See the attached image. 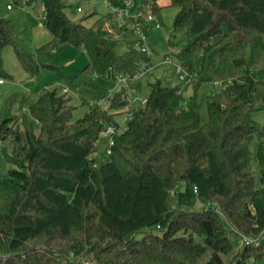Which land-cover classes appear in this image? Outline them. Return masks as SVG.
<instances>
[{"label": "trees", "instance_id": "obj_1", "mask_svg": "<svg viewBox=\"0 0 264 264\" xmlns=\"http://www.w3.org/2000/svg\"><path fill=\"white\" fill-rule=\"evenodd\" d=\"M41 1V23L52 35L45 47L81 48L84 73L123 75L126 82L105 109L82 99L87 110L73 121L71 96L57 86L28 104L22 128L12 129L11 118L0 114V141L11 135L15 146L12 166L0 173V264H64L63 255L67 264H222L232 250L226 225L248 238L263 233L264 141L255 148L259 186L250 143L264 136L251 117L264 108L253 107L264 79V0H170L177 8L173 32L186 31L175 57L191 87L188 104L180 85L150 82L104 162L91 153L105 126L128 107L127 83L141 64L150 66L151 55L133 41L118 54L105 31L82 23L88 15L73 21L63 0ZM155 1L142 0L136 13L148 7L161 25ZM8 23L0 16V48L12 44L29 76L50 66L17 46ZM206 82L225 85L207 96L201 123L196 96ZM195 199L203 205L193 207ZM247 242L230 264L264 257V243Z\"/></svg>", "mask_w": 264, "mask_h": 264}, {"label": "rangeland", "instance_id": "obj_2", "mask_svg": "<svg viewBox=\"0 0 264 264\" xmlns=\"http://www.w3.org/2000/svg\"><path fill=\"white\" fill-rule=\"evenodd\" d=\"M65 3L64 12L73 21L79 20L83 16H87L82 23L87 27H99L101 30L112 39L115 40L114 51L118 54L122 53L128 44L132 41L137 48V33L125 24H118L117 19L113 18L111 11L112 6L107 0H63ZM142 0H119L120 7H124L129 3L128 13L134 14L133 18H139L137 22L134 20L130 23H141L145 26V34L147 35L148 46L151 55L150 66L139 75L132 77L127 83L126 99L129 103L124 112L115 114V123L122 124L128 118L129 109L142 105L149 92V83L155 80H160L163 86H173L175 84L183 87V102L185 106L188 104V96L191 94V87L184 80L178 77L179 68L175 53L185 43L186 31L185 28H179L175 32L172 30V20L177 11L175 6H171L170 0H156V8L162 7L160 11L161 25L154 27L153 22L145 23L146 15L153 14L148 7L138 11ZM7 4H12L11 0H0V16L9 20V28L17 43V46L22 50L31 53L37 62L50 65L39 67L38 72L29 76L22 68L15 54L12 44L7 43L0 48V62L3 83L0 84V114L11 118L9 124L12 129L20 124L23 115L28 116V104L34 101L37 95L44 88L57 86L58 90L65 88L66 93L71 96L70 103L72 109V121L81 117L87 110L86 104L82 103V99L98 102L102 108H107V98L113 92L122 87L125 83L117 81L115 77H106L96 74H87L82 71V67L86 63V57L81 48L74 47L67 43H62L51 48L45 45L52 40V35L44 28L42 20V1L35 0L30 4L27 0H17L11 8H6ZM80 10H77V8ZM95 12L92 15L91 12ZM108 17H104L105 14ZM169 40L171 43H169ZM170 57L172 61H165V57ZM146 66L147 64L144 63ZM59 69L61 76L57 73ZM142 65V64H141ZM140 68V67H139ZM183 73V72H182ZM125 77L123 75H120ZM225 83L213 84L211 82L203 83L197 91L196 104L200 115L201 123L207 119L206 100L211 93L218 91ZM15 95L12 104L7 106L6 100ZM27 95V97H26ZM264 79L263 83L259 84L253 92V107H264ZM24 99V101H23ZM25 103V104H24ZM254 124L264 129V108L255 110L251 113ZM259 140L264 141V136L259 138L253 135L250 143L252 153L251 170L255 178L256 185L258 183V165L255 158V148ZM14 141L11 135L5 140L0 141V173H4L8 167L12 166L8 159L14 158ZM108 148V137L100 134L91 153L99 162L107 160L106 150ZM181 185L178 186L180 188ZM181 189V188H180ZM203 204L195 199L193 207H201ZM227 235L232 243V250L222 256V264H230L234 254L241 249L246 243L260 244L264 243V231L260 235L252 238L245 237L242 234L236 233L226 225ZM196 239L199 237L195 236ZM247 242V243H248ZM206 257L203 258L204 261ZM201 261V262H202ZM85 264H92L85 260ZM249 264H264V257L260 261L250 260Z\"/></svg>", "mask_w": 264, "mask_h": 264}, {"label": "built area", "instance_id": "obj_3", "mask_svg": "<svg viewBox=\"0 0 264 264\" xmlns=\"http://www.w3.org/2000/svg\"><path fill=\"white\" fill-rule=\"evenodd\" d=\"M9 4L6 5V8H9ZM128 7H129V3H126L124 7H117V8H113L112 9V17L113 18H116L117 19V22L118 24H125L126 27H130L132 30H134L136 33H137V49L142 51V52H145L147 54L150 53V49H149V46H148V40H147V36L145 34V32L143 31L142 27L139 25V23H130L129 22V17H132L134 16V14H129L128 13ZM146 8V7H145ZM77 10H80V8H77ZM148 22H153V25L154 27H159L160 24H159V21L157 19V17L154 15V14H147L146 15V21L145 23L147 24ZM165 61H172L170 59V57H165L164 58ZM178 68H179V65L177 64ZM147 66L143 63L142 65H140V69L141 71L143 70H146ZM179 71H182L180 68H179ZM183 72V71H182ZM179 72V75L178 77L181 79H185L186 76H185V73L183 72ZM117 78V81H123L124 83L126 82V78L125 77H122L120 75L116 76ZM3 83V78L0 76V84ZM213 84H218L217 82L213 83ZM61 91L64 92L66 91L65 88H61ZM142 102V105L144 104L145 102V99L141 101ZM128 118L124 121V123H122L121 125L118 124V123H109L105 126V128L103 129V131L101 132V134L105 135L108 137V148L106 150V155H109L110 154V146L112 145L113 143V136L117 133H120L122 132L123 130H125L126 128V121L130 118V113H128ZM0 151H1V148H0Z\"/></svg>", "mask_w": 264, "mask_h": 264}, {"label": "water", "instance_id": "obj_4", "mask_svg": "<svg viewBox=\"0 0 264 264\" xmlns=\"http://www.w3.org/2000/svg\"><path fill=\"white\" fill-rule=\"evenodd\" d=\"M38 248H40V246L35 245V246H33V247L21 252V254H24V253L28 252L29 250L38 249ZM44 248H45V250H48V251H51V252L56 251V248L53 247V246H44ZM63 262H64V264H67V260H66V257L64 255H63Z\"/></svg>", "mask_w": 264, "mask_h": 264}, {"label": "crops", "instance_id": "obj_5", "mask_svg": "<svg viewBox=\"0 0 264 264\" xmlns=\"http://www.w3.org/2000/svg\"><path fill=\"white\" fill-rule=\"evenodd\" d=\"M79 8V7H78ZM93 13H95L94 11L93 12H91V15L93 14ZM126 49V48H125ZM179 75V74H178ZM26 97H27V95H26ZM23 101H24V99H23ZM25 104V103H24Z\"/></svg>", "mask_w": 264, "mask_h": 264}]
</instances>
